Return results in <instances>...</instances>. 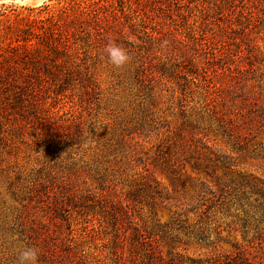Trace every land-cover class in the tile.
Returning <instances> with one entry per match:
<instances>
[{
    "label": "rangeland",
    "instance_id": "rangeland-1",
    "mask_svg": "<svg viewBox=\"0 0 264 264\" xmlns=\"http://www.w3.org/2000/svg\"><path fill=\"white\" fill-rule=\"evenodd\" d=\"M31 22L66 52L0 79V264H264V0H0V62Z\"/></svg>",
    "mask_w": 264,
    "mask_h": 264
},
{
    "label": "trees",
    "instance_id": "trees-1",
    "mask_svg": "<svg viewBox=\"0 0 264 264\" xmlns=\"http://www.w3.org/2000/svg\"><path fill=\"white\" fill-rule=\"evenodd\" d=\"M41 11L43 12V14H45L46 20L50 23H53L56 20L55 17L57 14L53 7L47 5ZM20 25L21 24H11L8 27V31L18 37L20 36V34L27 35V37L23 39V44L16 47V52L14 55H3V62H0V79L5 77L10 78L9 81L6 82L5 86L7 87H11V82L14 81L16 83V88H18V79L13 75L15 72L19 71L17 70V64L19 62L24 63V65L27 66L28 70L31 69L32 74L40 76V74L42 73L46 74L49 72V68L47 65L50 61L51 51H55L54 53L66 52V49H59L58 46L54 43L55 40L51 38L53 31L47 33L50 35L45 34L44 36V34L41 35L36 33L35 22L27 24L26 27H21ZM48 36L50 37L48 38ZM34 38L38 39L39 41L32 43V40ZM4 62L7 65L3 66ZM42 70L44 71L42 72ZM29 85L30 84H27L25 87L27 88ZM16 94H19V92L17 91ZM262 195L264 197V193ZM262 208L264 209V205L262 206ZM113 234L117 242H119L118 240H120L121 236L116 222L114 224ZM133 234L137 242V247L135 248L140 249V251L143 253L144 258L150 260H162V251L160 249V245L157 242L153 243V240L150 239L149 236H146L137 228L134 229Z\"/></svg>",
    "mask_w": 264,
    "mask_h": 264
},
{
    "label": "clouds",
    "instance_id": "clouds-1",
    "mask_svg": "<svg viewBox=\"0 0 264 264\" xmlns=\"http://www.w3.org/2000/svg\"><path fill=\"white\" fill-rule=\"evenodd\" d=\"M103 51L108 62L115 68H121L130 61V55L127 50L115 43L110 42ZM38 260L39 249L32 246H24L18 251L16 264H38Z\"/></svg>",
    "mask_w": 264,
    "mask_h": 264
}]
</instances>
